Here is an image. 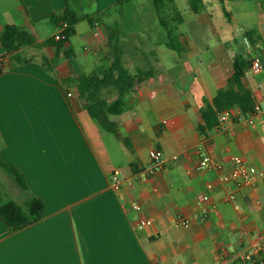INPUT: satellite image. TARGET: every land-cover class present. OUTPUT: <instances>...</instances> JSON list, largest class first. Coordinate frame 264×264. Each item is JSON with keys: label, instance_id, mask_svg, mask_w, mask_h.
I'll list each match as a JSON object with an SVG mask.
<instances>
[{"label": "crops", "instance_id": "0c3cea01", "mask_svg": "<svg viewBox=\"0 0 264 264\" xmlns=\"http://www.w3.org/2000/svg\"><path fill=\"white\" fill-rule=\"evenodd\" d=\"M222 3L203 0L199 14L188 0L164 3L179 53L167 47L153 0H0V34L17 26L38 45L58 33L68 9L95 21L78 22L61 50L30 46L19 52L28 62L0 60V157L28 184L21 190L12 180L21 194L1 177L0 198L45 204L42 218L20 230L0 219V264H244L264 244V70L245 72L261 109L251 123L236 107L206 136L197 130L204 101L227 87L236 58H264L260 0ZM114 27L126 68L155 71L135 86L126 111L110 117L116 134L90 117L69 82L111 65ZM154 149L163 163L149 175ZM204 155L221 169H202ZM235 155L252 174L249 186L221 180ZM138 218L152 225L140 228ZM178 218L190 222L178 226Z\"/></svg>", "mask_w": 264, "mask_h": 264}, {"label": "trees", "instance_id": "16d2710c", "mask_svg": "<svg viewBox=\"0 0 264 264\" xmlns=\"http://www.w3.org/2000/svg\"><path fill=\"white\" fill-rule=\"evenodd\" d=\"M77 1V0H74ZM168 0H153L155 11L160 16V24L166 29L168 42L167 47L181 52V48L176 42L175 33L166 26V19L163 15L164 3ZM222 3V0H220ZM190 9L195 14H199L203 8V0H188ZM264 8V0H260ZM223 4V3H222ZM226 14V10L223 6ZM61 23H66L67 28L61 33L44 40L40 45L36 43V38L17 26H6L0 34V42L4 49V54L0 60L9 58L11 62L22 63L28 60L21 57L20 50L30 46L55 47L61 50L75 34V26L78 22L86 20L89 24L95 21L88 16H80L73 10H66L60 18ZM62 35L65 40H62ZM252 41L254 32L247 34ZM119 31L117 27L109 30L108 44L113 51L111 65L106 69L91 74H83L77 79L69 80L76 87L80 99L84 102L83 108L91 118L109 133H117V125L111 121V116L123 114L129 106V99L135 86L148 80L155 75V71L137 69L130 71L123 63L120 48L118 46ZM250 62L242 55L237 57L233 64V74L228 80L227 87L220 89L210 103L204 101L201 109L202 123L197 126V130L202 136H206L209 131L220 127L219 117L224 113H229L233 108H239L243 116L255 114L256 103L252 93L245 87V72L249 68ZM1 73V68H0ZM114 91L116 97L110 101L103 97V93ZM127 144L130 147L129 142ZM0 169L9 176L21 190H27L28 184L24 175L12 164L5 162L0 157ZM45 204L38 197L31 199L21 206L14 200L3 201L0 198V219L3 220L12 231H17L38 222L44 213Z\"/></svg>", "mask_w": 264, "mask_h": 264}, {"label": "built area", "instance_id": "2783aa9c", "mask_svg": "<svg viewBox=\"0 0 264 264\" xmlns=\"http://www.w3.org/2000/svg\"><path fill=\"white\" fill-rule=\"evenodd\" d=\"M66 23H61L59 27L58 33L63 34V32L67 28ZM62 40H65V36L62 35ZM243 42L248 50L251 49V43L247 37H244ZM250 69H252L254 72H262L264 70V58L260 56L253 57L250 60ZM67 97H72V93H67ZM260 107H255V114L260 111ZM255 114L250 115L249 122L251 123L252 118L255 116ZM228 119L227 114L224 113L220 115L219 122L223 123ZM164 124L167 123V121H163ZM149 158L152 161V167L149 169L148 173L149 175L155 174L157 169L161 166L163 163V155L162 153L157 150H151L149 153ZM232 164L233 168L227 172L223 173L221 175V180L225 183H235L239 188L249 186L253 183L252 174L248 169L247 164L245 163L244 159L241 156L235 155L232 157ZM200 167L205 170H220L221 166L214 164L211 160V158L208 155H204L200 159ZM117 175L118 171H115L113 173L112 179L114 181H117ZM203 199L206 201L209 199L208 196H204ZM229 199H233V197H230ZM135 210L137 212L141 211L140 206H135ZM190 220L188 218H178L175 220V224L178 226H186ZM138 225L140 228H145L152 225L151 220L144 219V218H138ZM244 264H264V244L257 250L249 251L245 254L243 259ZM214 264H223V261H215Z\"/></svg>", "mask_w": 264, "mask_h": 264}, {"label": "rangeland", "instance_id": "374dc122", "mask_svg": "<svg viewBox=\"0 0 264 264\" xmlns=\"http://www.w3.org/2000/svg\"><path fill=\"white\" fill-rule=\"evenodd\" d=\"M105 96H106V98H107V96H108V93H106L105 94ZM108 99V98H107ZM1 177H5L6 179H8V182L10 183V185L13 187V189L15 190V191H19V193H21L22 194V192H21V190H18V189H16L15 188V186H13L14 185V182L12 181V179H10L1 169H0V191H5V189L2 187V182L4 181V179L3 178H1ZM6 190H8V189H6ZM5 200H10V198H11V196H9L8 198L7 197H3ZM14 199H15V197H13Z\"/></svg>", "mask_w": 264, "mask_h": 264}]
</instances>
